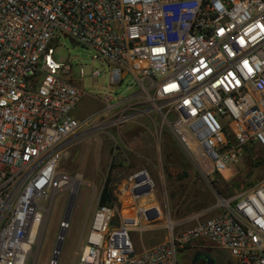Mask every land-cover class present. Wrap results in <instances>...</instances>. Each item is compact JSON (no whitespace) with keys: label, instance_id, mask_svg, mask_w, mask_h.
Returning a JSON list of instances; mask_svg holds the SVG:
<instances>
[{"label":"built area","instance_id":"1","mask_svg":"<svg viewBox=\"0 0 264 264\" xmlns=\"http://www.w3.org/2000/svg\"><path fill=\"white\" fill-rule=\"evenodd\" d=\"M60 34L92 48L113 85L132 74L139 99L103 120L102 112L73 116L85 91L73 64L55 58ZM141 99L151 105L138 108ZM155 113L206 179L233 175L250 149L264 152V0H0V264H28L59 165L84 126ZM155 187L143 167L112 188L74 264H179L189 247L264 264V178L218 193L214 214L183 220L163 211ZM161 223L166 240L138 249L135 234Z\"/></svg>","mask_w":264,"mask_h":264},{"label":"rangeland","instance_id":"2","mask_svg":"<svg viewBox=\"0 0 264 264\" xmlns=\"http://www.w3.org/2000/svg\"><path fill=\"white\" fill-rule=\"evenodd\" d=\"M51 45L55 48L58 61L73 64V82L85 91V95L72 110L76 118L82 120L92 113L102 112L103 120L133 99H139L137 96L141 94L142 87L138 80L129 74L122 85H113L108 68L94 59L92 48L75 45L64 34H60ZM82 67L86 71L84 78L79 74ZM96 68L102 70L99 77L92 75ZM107 95L112 97L109 103L116 105L110 111L106 110ZM150 105L145 99L136 104L143 109ZM161 127V117L155 113L146 114L119 127L101 125L94 129L89 126L82 128V135L58 168L59 177L67 176L75 180L71 186L55 187L45 201L47 219L28 264L53 263L68 202L72 193H76L75 205L57 261V264H74L76 252L83 235L90 228L108 177L111 178V187L117 189L134 170L148 168L156 181L155 199L174 220H183L202 212L205 213L204 217L210 216L214 214L213 206L218 193L230 196L242 190L247 183L254 184L264 178V152L259 149L247 151L232 166L233 175L230 177L216 174L206 179L176 141L170 126L165 125L162 132ZM162 225L135 234L137 248L165 241L167 230ZM192 252L188 248L181 251L179 264H191ZM213 255L223 264L228 261L229 256L224 250L213 249Z\"/></svg>","mask_w":264,"mask_h":264},{"label":"water","instance_id":"3","mask_svg":"<svg viewBox=\"0 0 264 264\" xmlns=\"http://www.w3.org/2000/svg\"><path fill=\"white\" fill-rule=\"evenodd\" d=\"M75 45H77V43H75ZM76 197L77 194L76 193H72L69 202H68V206H67V211H66V215L64 218V224L62 226L60 235H59V240L57 242L56 248H55V253H54V257H53V263L52 264H57V261L59 259V255L63 246V241L65 238V234H66V230L70 221V217H71V213L73 211L74 205H75V201H76ZM204 257L207 260L206 264H216V259L215 257L211 256V254H206L204 255Z\"/></svg>","mask_w":264,"mask_h":264},{"label":"trees","instance_id":"4","mask_svg":"<svg viewBox=\"0 0 264 264\" xmlns=\"http://www.w3.org/2000/svg\"><path fill=\"white\" fill-rule=\"evenodd\" d=\"M248 151L253 152V150H251V149L248 150ZM260 160H261V158L258 159L257 162H259ZM110 183H111V178L108 177L106 182H105V184H104V186H103V189H102V192H101V195H100L99 204H101V205L110 202L114 198V193L112 191V187H111ZM251 184H252V182H249V183L246 184V186H249ZM233 194L234 193H232L231 195H233ZM224 264H232L231 259L228 257L227 263H224Z\"/></svg>","mask_w":264,"mask_h":264},{"label":"flooded vegetation","instance_id":"5","mask_svg":"<svg viewBox=\"0 0 264 264\" xmlns=\"http://www.w3.org/2000/svg\"><path fill=\"white\" fill-rule=\"evenodd\" d=\"M206 254H211V256L214 257L213 249L212 248H196V249H194L192 252L191 264H206L207 260L204 257V255H206ZM216 264H223V263L219 262L216 259Z\"/></svg>","mask_w":264,"mask_h":264},{"label":"bare ground","instance_id":"6","mask_svg":"<svg viewBox=\"0 0 264 264\" xmlns=\"http://www.w3.org/2000/svg\"><path fill=\"white\" fill-rule=\"evenodd\" d=\"M80 177V176H78ZM75 178H71V177H67V176H64V177H57L56 179V187L59 188V187H66V186H71L73 185V182H74ZM47 219V214H45V217H44V221H43V224L41 226V229L39 230V238H38V242L40 240V236H41V231L44 227V224H45V221Z\"/></svg>","mask_w":264,"mask_h":264},{"label":"crops","instance_id":"7","mask_svg":"<svg viewBox=\"0 0 264 264\" xmlns=\"http://www.w3.org/2000/svg\"><path fill=\"white\" fill-rule=\"evenodd\" d=\"M188 249H189V250H190V249H191V250H194V248H191V247H189Z\"/></svg>","mask_w":264,"mask_h":264}]
</instances>
